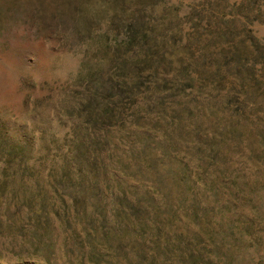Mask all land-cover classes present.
Masks as SVG:
<instances>
[{"label":"rangeland","instance_id":"374dc122","mask_svg":"<svg viewBox=\"0 0 264 264\" xmlns=\"http://www.w3.org/2000/svg\"><path fill=\"white\" fill-rule=\"evenodd\" d=\"M0 264H264V0H0Z\"/></svg>","mask_w":264,"mask_h":264},{"label":"trees","instance_id":"16d2710c","mask_svg":"<svg viewBox=\"0 0 264 264\" xmlns=\"http://www.w3.org/2000/svg\"><path fill=\"white\" fill-rule=\"evenodd\" d=\"M78 22H80L81 27H82V25L84 27V25H86L90 22V19H85L84 17L80 16V18L78 19Z\"/></svg>","mask_w":264,"mask_h":264}]
</instances>
